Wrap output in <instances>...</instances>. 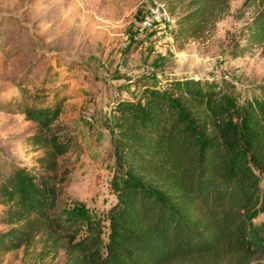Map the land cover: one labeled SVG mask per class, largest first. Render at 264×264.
Here are the masks:
<instances>
[{
  "label": "trees",
  "instance_id": "16d2710c",
  "mask_svg": "<svg viewBox=\"0 0 264 264\" xmlns=\"http://www.w3.org/2000/svg\"><path fill=\"white\" fill-rule=\"evenodd\" d=\"M161 1L176 15L170 32L180 51L213 27L230 0ZM257 3L232 58L264 41V0ZM128 82L110 107L114 202L105 231L87 216L76 235V224L53 217L68 174L58 160L72 137L55 123L67 84L47 69L20 106L34 124L25 143L42 151L34 170L16 167L0 181V200L13 207L0 218L9 225L0 231V252L27 244L45 226L66 238L70 264H169L209 254L249 264L264 256V86L238 89L214 76L165 70L136 72Z\"/></svg>",
  "mask_w": 264,
  "mask_h": 264
},
{
  "label": "rangeland",
  "instance_id": "374dc122",
  "mask_svg": "<svg viewBox=\"0 0 264 264\" xmlns=\"http://www.w3.org/2000/svg\"><path fill=\"white\" fill-rule=\"evenodd\" d=\"M150 1L0 0V181L16 167L34 170L42 150L26 145L34 124L20 106L49 69L67 84L68 99L55 123L72 137L58 160L59 170L68 174L59 185L53 217L59 224H76V235L87 216L105 231L103 216L114 202L107 184L113 161L110 107L116 93L131 85L129 76L165 70L214 76L238 89L264 86V41L230 56L234 41L243 44L237 34L259 9L257 0H230L213 27L180 51L170 32L174 12L167 10L170 21L162 35L139 29ZM159 37L165 40L163 54L156 48ZM12 209L0 200V218ZM8 228L0 220V231ZM65 239L40 226L27 244L0 252V264H70ZM233 257L198 255L169 264H230ZM249 264H264V256L255 254Z\"/></svg>",
  "mask_w": 264,
  "mask_h": 264
},
{
  "label": "built area",
  "instance_id": "2783aa9c",
  "mask_svg": "<svg viewBox=\"0 0 264 264\" xmlns=\"http://www.w3.org/2000/svg\"><path fill=\"white\" fill-rule=\"evenodd\" d=\"M170 17L169 13L161 0H151L149 5L146 7L143 15L139 19L138 27L139 29H155L156 35L163 34V27L165 24L169 23ZM163 38L159 37L156 40V48L160 54L165 53V46H164ZM144 73H149L150 69L143 70Z\"/></svg>",
  "mask_w": 264,
  "mask_h": 264
}]
</instances>
